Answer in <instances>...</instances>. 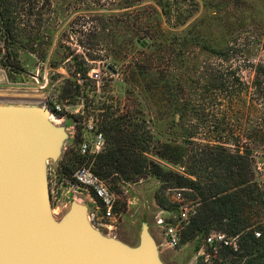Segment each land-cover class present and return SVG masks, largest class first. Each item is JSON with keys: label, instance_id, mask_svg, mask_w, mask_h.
<instances>
[{"label": "rangeland", "instance_id": "374dc122", "mask_svg": "<svg viewBox=\"0 0 264 264\" xmlns=\"http://www.w3.org/2000/svg\"><path fill=\"white\" fill-rule=\"evenodd\" d=\"M169 2L168 15L155 7L158 14L146 24L144 12L138 11L137 5L125 9L118 0H103L117 16L127 10L132 15L116 18L105 31V39L93 47L95 21L87 15V0H66L57 21L58 30L47 40L51 43L46 51L48 64L41 58L46 40L36 42L33 53L20 50L25 73H7V77L22 83L24 90H9L4 96L7 101L17 98L41 106L46 100L61 106L55 118L63 120L59 125L66 127L69 137L56 162L48 163V180L52 178L49 174L56 175L58 182L70 179L80 166L75 142L79 143L82 123L88 117L97 121L106 149L113 147L115 133L110 130L117 122L124 124V129L126 121L137 124L136 149L145 152L133 160L141 169L136 172L129 168L121 173L114 164L113 169L109 166L101 170L102 179L115 197V219L104 220L103 212L97 213L95 207L100 202L94 204L84 195L78 198L89 207L91 223L101 232L136 246L141 222L146 220L165 264H196L199 256H205L204 239L198 241V251L194 250L195 241L170 249L163 245L156 218H162L167 226L175 224L176 206L171 199L175 191L191 204L200 200V193L209 192L212 180L222 172V165L215 162L219 153H198L188 147L190 160L179 167L157 160L153 152L162 142L179 143L182 128L195 132L196 144H205L219 132L226 133L232 144L242 146V152L245 148L251 152L258 178L264 184V0ZM149 4L143 2L140 6ZM133 38L145 47L134 45ZM94 57L98 60L92 61ZM78 64H82L86 80L77 83L72 77ZM108 64H115L113 71ZM92 72L99 73V84L89 78ZM79 77L75 75V79ZM185 102L195 111L174 126L175 105ZM101 104L111 106L112 114L99 116L93 111ZM226 147L229 151L235 148ZM150 162L174 173L195 172L202 181V192L167 188L152 176ZM191 196H196V201ZM72 199L52 206L56 219L67 211ZM217 233L215 229L210 231L211 236Z\"/></svg>", "mask_w": 264, "mask_h": 264}, {"label": "trees", "instance_id": "16d2710c", "mask_svg": "<svg viewBox=\"0 0 264 264\" xmlns=\"http://www.w3.org/2000/svg\"><path fill=\"white\" fill-rule=\"evenodd\" d=\"M66 0H0V40L4 41L5 55L2 66L10 74L25 73L23 62L19 58V51L30 54L34 52L36 42L47 41L51 34L58 30L57 21ZM80 0H72V2ZM109 0H106L108 2ZM111 1V0H110ZM120 7L129 8L138 6V11L144 12V19L151 22L152 15L158 14V7L163 15H168L170 0H118ZM89 15L95 21L91 31L93 47H97L104 40L105 31L116 18H127L132 11H123L119 16L112 12L113 8L104 5L103 0H87ZM143 2H150L146 7L140 6ZM107 5V3H105ZM128 27L124 28L125 30ZM109 29V30H108ZM65 33V32H64ZM129 33V31H127ZM129 36V35H128ZM130 37V36H129ZM41 55L42 61H46V51L51 45L49 41ZM134 45L144 48V43H139L133 38ZM216 55H221L212 50ZM98 60L97 57L91 59ZM116 63V62H115ZM115 65V64H112ZM108 64L109 70L113 66ZM79 78L75 79V75ZM74 82H84L85 70L82 64H78L72 77ZM88 81V80H87ZM77 87H79L77 85ZM111 106L104 104L96 106L99 116L110 112ZM202 106V110H203ZM195 111L192 104L185 102L175 105V116L173 124L179 126L187 115ZM179 115V120L176 119ZM125 115L123 119H125ZM126 120V119H125ZM178 120V121H177ZM104 123L106 127L105 122ZM122 125L117 122L110 131H113V147L106 149L103 154L95 158L80 157L77 154V164L89 165L93 172L103 178L101 170L105 167L118 165L119 171L124 173L129 168L137 172L141 165L133 160L135 155H142L145 150H137V124H129L128 121ZM196 129V127H194ZM216 137L206 140L205 144H196L195 132L182 128L180 132L181 141L162 142L153 155L157 160L179 167H184L185 161L190 160L187 148L194 152L202 153L205 150L219 153L215 162L222 165L221 175H216L212 180V186L207 194L200 193V200L191 196L198 203L197 214L192 218L188 226L182 231L179 245L195 241L194 250L199 249V240L207 239L210 231L215 229L224 236L222 242L211 241L205 243V256H199L196 264H264V184L259 180L254 157L242 146L231 142L226 133L219 132ZM230 142V143H229ZM78 145V142H75ZM226 146L235 147L229 151ZM199 155V154H198ZM194 157H198L194 155ZM193 162L197 160L193 158ZM150 167V168H149ZM148 168L154 178L159 179L167 188L188 189L202 192V181L194 174L195 172L174 173L159 163L150 162Z\"/></svg>", "mask_w": 264, "mask_h": 264}, {"label": "water", "instance_id": "95a60500", "mask_svg": "<svg viewBox=\"0 0 264 264\" xmlns=\"http://www.w3.org/2000/svg\"><path fill=\"white\" fill-rule=\"evenodd\" d=\"M68 137L44 107L0 104V264H165L146 220L131 246L95 228L77 199L55 218L47 166Z\"/></svg>", "mask_w": 264, "mask_h": 264}, {"label": "built area", "instance_id": "2783aa9c", "mask_svg": "<svg viewBox=\"0 0 264 264\" xmlns=\"http://www.w3.org/2000/svg\"><path fill=\"white\" fill-rule=\"evenodd\" d=\"M0 53V87L2 86V90L7 92L9 90H24V85L22 83L12 82L8 79V71L2 66L5 55L4 41L2 40H0ZM89 78L96 84L101 82L98 72H92L89 74ZM14 101L19 103H30L17 98ZM41 106L46 108L52 117H55L61 111V106L59 104H49L46 100L44 103L42 102ZM59 120L63 121L62 119ZM57 125L59 124L57 123ZM71 129L72 134H74V127H71ZM105 150L106 142L103 132L99 129L97 121L92 117H88L83 121L81 126L80 140L77 148L78 156L95 158L96 156L103 154ZM49 170L50 169H48V172ZM49 176L52 177L48 180L51 206L56 203L59 204L62 201L66 202V200H69L70 198L82 201L78 196L84 195V199H88L94 204H96L95 201L100 202V206H96L95 210L97 213L99 211L103 212L102 218L104 220L111 221L115 219L116 216L113 212V206L115 203L114 194L110 192L106 181L93 172L91 164L80 165L72 173L70 179L63 178L61 182H58L59 180H57L56 175L53 177L49 174ZM70 194H72V196L69 197L68 195ZM171 199L176 206V215L173 218L175 224L167 226L164 220L160 217L156 218V224L161 229L163 245L170 249H174L180 244L182 231L188 226L190 220L196 216L198 204H191L185 200L180 191L173 192ZM223 239L224 236L217 233V235L214 236L210 235L205 239V242L210 243L211 241H215L216 243H219L222 242Z\"/></svg>", "mask_w": 264, "mask_h": 264}, {"label": "crops", "instance_id": "0c3cea01", "mask_svg": "<svg viewBox=\"0 0 264 264\" xmlns=\"http://www.w3.org/2000/svg\"><path fill=\"white\" fill-rule=\"evenodd\" d=\"M3 89V87L1 86L0 87V104H4V103H19V102H15V101H13V100H8L7 101V98L4 96L5 94V92L6 91H4V90H2ZM6 100V101H5ZM116 238H118L119 239V237H116Z\"/></svg>", "mask_w": 264, "mask_h": 264}, {"label": "bare ground", "instance_id": "6f19581e", "mask_svg": "<svg viewBox=\"0 0 264 264\" xmlns=\"http://www.w3.org/2000/svg\"><path fill=\"white\" fill-rule=\"evenodd\" d=\"M48 117L51 118L50 120L53 121V122H55L56 124H57V123H58V124H61V121H60V120L56 119L55 117H52L49 113H48ZM59 121H60V122H59ZM52 212L55 213L54 210H52Z\"/></svg>", "mask_w": 264, "mask_h": 264}]
</instances>
